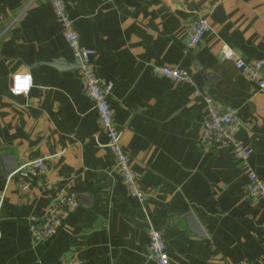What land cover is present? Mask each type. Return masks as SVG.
<instances>
[{
  "label": "crops",
  "instance_id": "0c3cea01",
  "mask_svg": "<svg viewBox=\"0 0 264 264\" xmlns=\"http://www.w3.org/2000/svg\"><path fill=\"white\" fill-rule=\"evenodd\" d=\"M64 1L80 46L95 52L96 78L111 86L121 146L146 196L130 197L114 171L80 70L65 69L75 59L49 2L0 0V264H155L149 228L171 264H264V202L244 198L247 180L229 148L200 142L205 94L238 111L236 140L264 180V93L219 53L226 45L264 60V0ZM197 18L210 29L187 55ZM153 66L182 69L190 83ZM25 73L31 89L12 96L11 78ZM8 156L19 167L44 159L49 172L6 175ZM59 194H74L78 207L49 240L33 241L29 220Z\"/></svg>",
  "mask_w": 264,
  "mask_h": 264
},
{
  "label": "built area",
  "instance_id": "2783aa9c",
  "mask_svg": "<svg viewBox=\"0 0 264 264\" xmlns=\"http://www.w3.org/2000/svg\"><path fill=\"white\" fill-rule=\"evenodd\" d=\"M47 1L55 21L62 28L63 38L69 52L79 63L84 92L92 105L98 126L105 135L106 147L112 157L114 171L120 176L129 196L142 203L146 195L139 186L137 176L130 168L129 157L121 146L120 129L116 126L112 111L108 105L111 86L96 78L92 63L95 52L80 46L78 36L73 30L65 1ZM215 7L216 4L210 7L209 14L214 11ZM209 29L210 25L207 18H197L190 23L187 27L188 39L185 45V54L189 55L198 48ZM219 53L221 58L233 62L235 68L254 83L260 93H264V60H245L226 45L221 46ZM152 72L154 75L174 83H190L188 74L179 68L153 66ZM14 76L11 78L10 94L12 96H26L31 87L27 93L14 92L12 90L15 87ZM199 95L197 91H194V96ZM201 99L204 104L205 115L200 136L201 144L209 146L214 142H219L229 148L234 158L240 163L242 172L247 180L244 198L264 202V180L251 168L249 163L253 152L236 140V134L242 125L238 111L232 107L217 104L205 94L201 95ZM49 169L44 159H37L22 164L18 170L25 171L39 178L45 176ZM77 207L78 201L74 194H59L53 198L43 216L29 220V233L33 241L46 242L49 240L62 228L65 220ZM147 236L148 257L155 264H171L161 234L149 228ZM61 264L83 263L78 260H70Z\"/></svg>",
  "mask_w": 264,
  "mask_h": 264
},
{
  "label": "water",
  "instance_id": "95a60500",
  "mask_svg": "<svg viewBox=\"0 0 264 264\" xmlns=\"http://www.w3.org/2000/svg\"><path fill=\"white\" fill-rule=\"evenodd\" d=\"M72 67H77L79 68V63L77 60H75V64L74 66H67V68H65L66 70L72 68ZM60 69H64V68H60ZM1 165L3 167V171L6 175H11L12 173L16 172L20 167L18 165V163L16 161H14L11 157H5L4 159H1ZM186 222L188 224V227L190 228V231L192 233H194L195 235H198L200 237L203 236L199 226L197 225V223L195 222V220L193 219V217L188 214L186 216Z\"/></svg>",
  "mask_w": 264,
  "mask_h": 264
},
{
  "label": "clouds",
  "instance_id": "9594fccd",
  "mask_svg": "<svg viewBox=\"0 0 264 264\" xmlns=\"http://www.w3.org/2000/svg\"><path fill=\"white\" fill-rule=\"evenodd\" d=\"M14 80L15 87L12 90L16 93H27L32 86V76L30 74H16Z\"/></svg>",
  "mask_w": 264,
  "mask_h": 264
}]
</instances>
